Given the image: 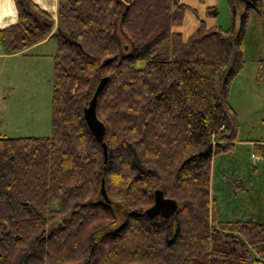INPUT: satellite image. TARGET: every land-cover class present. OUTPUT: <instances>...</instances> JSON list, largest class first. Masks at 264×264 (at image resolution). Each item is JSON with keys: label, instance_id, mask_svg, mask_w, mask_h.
Masks as SVG:
<instances>
[{"label": "trees", "instance_id": "trees-1", "mask_svg": "<svg viewBox=\"0 0 264 264\" xmlns=\"http://www.w3.org/2000/svg\"><path fill=\"white\" fill-rule=\"evenodd\" d=\"M260 1L227 0L237 27L198 19L184 37L191 7L180 0H57L54 27L31 0H13L4 52L47 37L56 47L50 134L0 137V264H264V222H217L208 207L211 156L231 149L237 128L228 86ZM256 67L264 81V58ZM102 77L104 159L82 118ZM157 188L176 201L167 218L143 213Z\"/></svg>", "mask_w": 264, "mask_h": 264}, {"label": "rangeland", "instance_id": "rangeland-1", "mask_svg": "<svg viewBox=\"0 0 264 264\" xmlns=\"http://www.w3.org/2000/svg\"><path fill=\"white\" fill-rule=\"evenodd\" d=\"M182 1L191 7L180 26L183 36L198 19L222 28L238 25V14L232 16L227 0ZM209 5L215 6L214 17L205 15ZM259 9L262 17L248 11L243 66L231 79L227 91V102L237 123L232 147L213 154L210 160L208 207L210 217L217 222H264V81L255 80L257 60L264 58V0L259 2ZM55 47L53 37L13 54L0 47V137L50 134ZM114 211L118 217V208Z\"/></svg>", "mask_w": 264, "mask_h": 264}, {"label": "water", "instance_id": "water-1", "mask_svg": "<svg viewBox=\"0 0 264 264\" xmlns=\"http://www.w3.org/2000/svg\"><path fill=\"white\" fill-rule=\"evenodd\" d=\"M105 80H106L105 77L99 79L87 105L82 108V118L84 120V123L87 129L89 130V132L94 137V139L98 143H100L103 159L105 157V145L102 142L104 128L102 123L97 119L95 115V103H96V96L98 92L101 90L102 86L104 85ZM99 194L102 197V199L107 202L102 180H100ZM176 208H177L176 201L172 198L163 196L161 190L157 188L154 189L152 193V204L149 207H147L143 211V213L146 215L158 214L161 218H167L169 215L173 214L176 211Z\"/></svg>", "mask_w": 264, "mask_h": 264}, {"label": "crops", "instance_id": "crops-1", "mask_svg": "<svg viewBox=\"0 0 264 264\" xmlns=\"http://www.w3.org/2000/svg\"><path fill=\"white\" fill-rule=\"evenodd\" d=\"M31 1L35 5H37L39 8L45 10L46 12H48L51 15V17L53 19V27H54L55 26V19H56V2H57V0H31ZM180 1L185 3L182 0H180ZM185 4H187V3H185ZM187 5H189V4H187ZM210 6H214V5H209L207 7H210ZM186 14H187V12L185 13V15ZM185 15H184V17H185ZM15 19H16V10H15L13 0H0V28L8 26L10 24H13L15 22ZM204 21H205V23H207V25H210L209 21H206V20H204ZM196 24H197V21H196ZM196 24H191V27L187 28V30H186L187 32H186L185 36H187L195 28ZM177 30L181 31V33H182L183 29L178 27ZM48 38H51V37H47L45 39H48ZM44 40L27 47V49L38 44V43L43 42ZM23 51H26V49ZM23 51H21V52H23ZM16 53H18V52H16ZM9 54H13V53H9ZM254 71H255V69H253V71H252L253 76H254Z\"/></svg>", "mask_w": 264, "mask_h": 264}]
</instances>
